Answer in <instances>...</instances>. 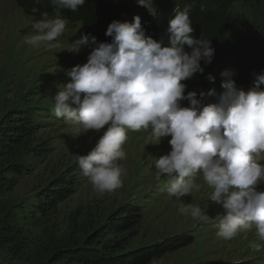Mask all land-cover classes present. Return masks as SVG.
<instances>
[{"label": "rangeland", "instance_id": "rangeland-1", "mask_svg": "<svg viewBox=\"0 0 264 264\" xmlns=\"http://www.w3.org/2000/svg\"><path fill=\"white\" fill-rule=\"evenodd\" d=\"M101 1V6L107 2L86 0L77 11H70L55 7L52 0H0V123L9 111L30 109V118L36 127L34 144L44 148L40 157L22 151L14 158L0 148V178L14 182L11 189H0V225L9 227L11 236L16 238L0 248V264H52L55 251L83 246L91 235L96 244L126 238L122 251L159 243L172 236H184L189 240L187 245L165 253L149 264H264V247L260 252H253L249 246L250 242L264 245L258 240L255 228L239 233L231 240H223L217 236L218 221L215 219L196 221L179 211L198 204L210 217L223 212L221 206L211 203L209 197L213 189L206 185L201 174L195 178L201 185L200 191H193L180 199L167 195L168 177L162 175L157 180L154 165L157 158L170 151V137L155 143L150 139V129L140 132L128 130V139L122 146L126 159L118 161L127 169V174L122 176L123 186L113 192L98 193L83 176L75 156L77 153L87 154L103 130L100 133L89 130L87 135L73 138L74 127L53 113L54 96L63 89L64 83L70 81L64 70L85 63L90 52L87 46H82L79 52L67 48L82 34L95 36L99 42H110L111 37L105 35V30L114 19L132 22L133 16L139 15L148 36L157 23L156 14L151 15L147 8L139 7L137 0H115L117 5L112 20L109 23L98 21L91 11ZM203 2L210 5L209 0ZM191 3L190 19L195 29L192 35L210 39L215 56L211 64L203 66V74H194L184 81L185 95L199 88L205 92L213 89L207 79V75L212 73L222 80L231 78L236 84L237 64L233 55L236 43L233 31L228 27L230 21L220 9L216 19L199 25L200 19L195 14L203 8L193 0ZM234 8H241V5L231 4L229 12ZM144 10L147 11L146 16L143 15ZM76 12L87 22L72 21ZM43 13L64 19L66 30L52 42V47L41 44L37 48L25 40L36 34L31 23L41 18ZM233 13L229 14V19L234 18ZM263 18L254 16L249 20H239L244 25L241 34L247 32L249 38L248 57L252 59L256 73L264 71ZM154 33L164 35L165 30H155ZM225 70L230 77L221 76ZM218 94L208 102H217ZM179 103L188 106L186 99ZM88 138H94V141ZM12 164L23 166L20 175L7 171ZM58 177L74 182L73 193L53 208L39 211L43 189ZM257 188L264 190V185ZM123 205L135 206L140 213L134 231L118 235L104 232L108 217Z\"/></svg>", "mask_w": 264, "mask_h": 264}, {"label": "clouds", "instance_id": "clouds-1", "mask_svg": "<svg viewBox=\"0 0 264 264\" xmlns=\"http://www.w3.org/2000/svg\"><path fill=\"white\" fill-rule=\"evenodd\" d=\"M86 0H52L60 8L77 11ZM151 15V0H137ZM193 5L175 9L164 35L154 39L145 34L141 18L132 22L112 20L105 35L110 42H99L82 34L69 50L90 48L86 62L64 70L70 78L54 96L53 113L75 129L73 138L89 130L99 135L94 147L75 156L84 177L98 193H110L123 186L126 169L118 161L126 159L122 146L127 131H148L159 143L170 137V151L155 161L156 179L168 177L167 195L180 199L200 191L197 174L213 191L212 204L223 212L210 217L198 204L180 208L193 220L218 221L217 236L231 240L255 228L264 242V71L254 75L247 91L231 78L221 81L223 89L215 103H203L215 89L188 91L184 81L203 74L211 64L215 48L210 39L196 38L190 19ZM203 10V9H201ZM36 34L25 42L33 47L52 42L66 30L65 20L43 13L31 23ZM59 47V44L55 45ZM221 76L230 77L225 70ZM209 81L214 82L211 74ZM187 100L188 106L179 101ZM260 252L259 242H250Z\"/></svg>", "mask_w": 264, "mask_h": 264}, {"label": "trees", "instance_id": "trees-1", "mask_svg": "<svg viewBox=\"0 0 264 264\" xmlns=\"http://www.w3.org/2000/svg\"><path fill=\"white\" fill-rule=\"evenodd\" d=\"M197 6L203 10H197L199 14V25L213 21L217 18L220 9L227 20L232 32V37L235 40L236 47L233 49L235 64H237L236 86L247 91L252 87L254 75L257 74L254 70V64L251 58L248 57L249 38L247 32L241 34V29L244 25L239 20H249L254 16H264V0H209L210 5L203 0H193ZM115 0H107L104 6H101L102 1L93 8L91 14H95L98 21L108 22L112 20V15L116 7ZM152 6L156 9L157 23L153 26V32L150 36L154 39H159L160 33H154L155 30H165L168 20L174 15V10H183L185 5L192 4L191 0H151ZM26 3V1H25ZM207 4V6H204ZM231 4H240L241 8H234L229 12ZM139 7L143 8L144 6ZM55 7H57L55 5ZM25 11V9H24ZM62 11V10H60ZM147 11H143L146 16ZM229 12V13H228ZM234 12V18L229 19V14ZM80 13H75V18L72 21H83V16ZM83 17V18H81ZM264 19V18H263ZM84 22H87L86 20ZM92 29V28H90ZM229 30V29H228ZM236 40H238L236 42ZM210 69V68H208ZM216 70H212L214 72ZM262 72V71H260ZM215 79L210 81L212 88L220 93L223 91L217 74H211ZM247 80V82H246ZM264 88V85L261 86ZM204 90L199 88L195 90L199 92ZM221 90V91H220ZM215 96H206L203 103H209L208 100H213ZM215 101V100H214ZM214 103V102H213ZM30 109L13 110L6 113L0 123V148L4 153L12 155L13 158L20 152H28L35 157H40L44 148H39L34 144V136L36 132L35 125L32 124ZM7 171L14 175L22 173L23 166L20 164H12L7 168ZM14 182H7L0 178V189L9 190ZM74 191V182L70 179L58 177L54 179L41 193L39 211L53 208L59 202L65 200ZM140 219V213L135 206L123 205L111 214L104 226V232L111 235H118L125 232H133ZM10 228L0 225V248L9 241L16 240L11 236ZM159 243H153L147 246H142L136 249L122 251V247L126 238L110 241L108 243L96 244V240L89 236L83 246L66 247L59 249L53 253V263L65 264H149L151 261L159 259L165 253L177 250L189 243V240L184 236L169 237ZM121 250V251H120Z\"/></svg>", "mask_w": 264, "mask_h": 264}, {"label": "bare ground", "instance_id": "bare-ground-1", "mask_svg": "<svg viewBox=\"0 0 264 264\" xmlns=\"http://www.w3.org/2000/svg\"><path fill=\"white\" fill-rule=\"evenodd\" d=\"M87 135V134H86ZM95 138V137H94ZM94 138H92V139H90V138H88L87 140H92L91 142H93L94 141ZM127 170V169H126Z\"/></svg>", "mask_w": 264, "mask_h": 264}]
</instances>
